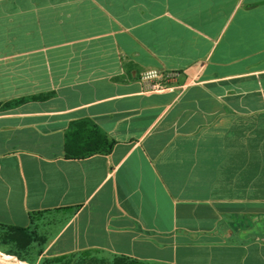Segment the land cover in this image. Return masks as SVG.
Instances as JSON below:
<instances>
[{
	"label": "crops",
	"instance_id": "obj_1",
	"mask_svg": "<svg viewBox=\"0 0 264 264\" xmlns=\"http://www.w3.org/2000/svg\"><path fill=\"white\" fill-rule=\"evenodd\" d=\"M0 224L39 258L264 264V0H0Z\"/></svg>",
	"mask_w": 264,
	"mask_h": 264
},
{
	"label": "rangeland",
	"instance_id": "obj_2",
	"mask_svg": "<svg viewBox=\"0 0 264 264\" xmlns=\"http://www.w3.org/2000/svg\"><path fill=\"white\" fill-rule=\"evenodd\" d=\"M39 247L27 244L19 231L0 227V264H156L133 262L98 251H83L60 257L39 258Z\"/></svg>",
	"mask_w": 264,
	"mask_h": 264
},
{
	"label": "trees",
	"instance_id": "obj_3",
	"mask_svg": "<svg viewBox=\"0 0 264 264\" xmlns=\"http://www.w3.org/2000/svg\"><path fill=\"white\" fill-rule=\"evenodd\" d=\"M95 132L97 133V135L94 136V139L96 141L93 142L91 147H88L86 149H75L74 147H72L71 142L73 141L75 136L73 135V133L69 134L67 145H66L68 154L71 156H86V155H90L93 153L108 152L112 147V141L108 140L106 136L103 135L101 132H99L97 129L95 130ZM0 227H7L10 230L21 232L27 246L37 240V236L33 230L30 231L24 228L9 227L6 225H1V224H0ZM117 257L132 260L133 262H136V263L142 262V261H138L135 259H129L127 257H121V256H117ZM156 264H159V263H156Z\"/></svg>",
	"mask_w": 264,
	"mask_h": 264
},
{
	"label": "built area",
	"instance_id": "obj_4",
	"mask_svg": "<svg viewBox=\"0 0 264 264\" xmlns=\"http://www.w3.org/2000/svg\"><path fill=\"white\" fill-rule=\"evenodd\" d=\"M142 77L145 79H159L161 78V74L157 71L150 70L146 71Z\"/></svg>",
	"mask_w": 264,
	"mask_h": 264
}]
</instances>
